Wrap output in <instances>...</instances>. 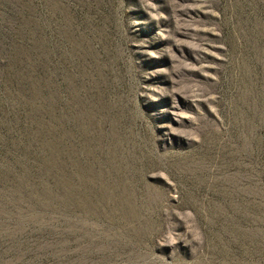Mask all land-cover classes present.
Masks as SVG:
<instances>
[{"label":"rangeland","instance_id":"1","mask_svg":"<svg viewBox=\"0 0 264 264\" xmlns=\"http://www.w3.org/2000/svg\"><path fill=\"white\" fill-rule=\"evenodd\" d=\"M0 264H264V0H0Z\"/></svg>","mask_w":264,"mask_h":264}]
</instances>
